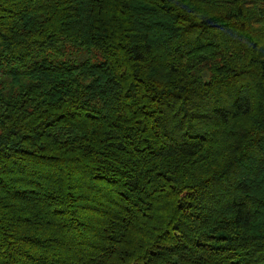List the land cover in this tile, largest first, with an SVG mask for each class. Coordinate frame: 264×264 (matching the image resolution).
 Listing matches in <instances>:
<instances>
[{
    "label": "trees",
    "instance_id": "1",
    "mask_svg": "<svg viewBox=\"0 0 264 264\" xmlns=\"http://www.w3.org/2000/svg\"><path fill=\"white\" fill-rule=\"evenodd\" d=\"M0 264H264V0H0Z\"/></svg>",
    "mask_w": 264,
    "mask_h": 264
}]
</instances>
